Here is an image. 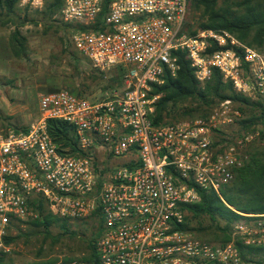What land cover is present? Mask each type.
I'll return each mask as SVG.
<instances>
[{
	"label": "built area",
	"instance_id": "obj_1",
	"mask_svg": "<svg viewBox=\"0 0 264 264\" xmlns=\"http://www.w3.org/2000/svg\"><path fill=\"white\" fill-rule=\"evenodd\" d=\"M45 3L19 0L34 10ZM189 10V0H62L57 19L75 26L73 49L119 80L92 98L41 94L37 121L0 131V249L40 200L70 223L93 222L92 248L59 264H247L235 238L264 245V213L236 220L225 243L178 229L183 204L229 184L258 131L231 130L240 114L229 99L206 118L155 122L153 86L175 76L174 51L186 52L201 83L217 70L237 92L264 98V51L227 30H195ZM49 118L73 128L74 153L51 138Z\"/></svg>",
	"mask_w": 264,
	"mask_h": 264
},
{
	"label": "trees",
	"instance_id": "obj_2",
	"mask_svg": "<svg viewBox=\"0 0 264 264\" xmlns=\"http://www.w3.org/2000/svg\"><path fill=\"white\" fill-rule=\"evenodd\" d=\"M229 1L231 4L228 0H223L224 3L220 5L221 0H189L196 10L201 11L202 20L198 22L197 27L227 30L243 43L264 51V0ZM18 3L19 0H0V17L4 15L9 17ZM61 4L62 0H46L41 10L35 11L42 14L45 19L53 21L52 17L58 12ZM106 10L107 4L98 16V23H101ZM9 21L6 18L1 20V24ZM13 23L16 26L9 36V45L13 55L21 56L24 54L26 37L21 34L19 27L24 22L15 23L13 21ZM58 27L64 28L66 32L75 28L74 25L63 22H60ZM78 27L83 28L81 25ZM174 54L177 56L179 65L175 76L167 74L161 84L153 86V93L158 95L153 115L155 122H174L172 118L177 120L183 116H188V119L206 118L214 106L229 99L239 111L240 116L237 122L241 130L246 131L251 128L254 130L258 124L264 126V98H251L237 92L232 83L224 80L217 70L212 72L209 80L201 83L195 76L194 68L186 52L176 50ZM118 80V74L110 75L107 83L102 85V89H106ZM187 101L191 105L184 106L183 111L177 113L179 112L178 107ZM178 115L181 117L178 118ZM46 125L51 138L67 148L68 153H74L76 136L73 128L64 121L52 118L47 119ZM26 128L27 125L12 126L14 130H26ZM199 194V201L183 204L186 215L178 224V229L192 232L211 242L225 243L232 240L231 225L233 222L243 217H253L264 213V144H260L249 152L244 164L236 170L233 180L219 193L213 190H199ZM36 209L37 216L27 222L43 233L45 238L50 237L52 241H55L59 236L72 237L78 234V231L70 228L71 223L66 218L47 210L41 200ZM192 219H197V226L190 224ZM221 222L224 224L222 225ZM52 226L59 229L58 234H51ZM15 238H17L16 235H6L5 245L14 241ZM85 240V249L92 248L94 235L91 234ZM234 241L247 264L264 263V245H247L240 238H235ZM5 255V250L0 249V264H15L7 262ZM75 258L65 257L62 262L65 263ZM56 262L57 259H52L49 263Z\"/></svg>",
	"mask_w": 264,
	"mask_h": 264
},
{
	"label": "rangeland",
	"instance_id": "obj_3",
	"mask_svg": "<svg viewBox=\"0 0 264 264\" xmlns=\"http://www.w3.org/2000/svg\"><path fill=\"white\" fill-rule=\"evenodd\" d=\"M223 3L221 0L220 5ZM228 3L231 4V1L228 0ZM6 18L10 21L1 24V20ZM57 18L56 13L52 17L53 21H50L34 9L25 8L19 3L9 17L6 15L0 17V89L8 99L10 106L16 109L14 114H6L0 109V131H8L13 125L29 124L23 121L20 116L21 112L24 116L32 114L36 118L38 99L41 94L67 89L92 98L103 91L102 85L107 83L110 76L102 75L73 49L67 39L65 29L58 27L60 22ZM189 18L194 24V29H199L197 25L202 20L201 11L196 10L191 3ZM13 21L15 23L24 22L19 27L21 34L26 37L24 54L21 56L10 55L11 52L7 54L11 50H9V45L7 46V41L16 26ZM190 105L188 101L180 105L177 113H181L184 106L189 107ZM188 118V116L177 120L172 118V121L189 120ZM254 128V130H251L252 128L246 131L241 130L238 122L231 127V130L238 134L258 131L257 136L248 145V152L264 144V126L258 124ZM30 219L18 223L10 231V235H16L17 238L6 245L5 260L7 262L52 264L49 262L57 259L55 264H59L65 257H77L85 251V239L91 233L92 221H86V224L71 223L70 228L78 231L77 235L59 236L52 241V238H45L43 233L33 228L27 222ZM190 222L191 225L197 226V219H192ZM221 224L224 223L221 222ZM50 232L56 235L59 229L52 226Z\"/></svg>",
	"mask_w": 264,
	"mask_h": 264
},
{
	"label": "crops",
	"instance_id": "obj_4",
	"mask_svg": "<svg viewBox=\"0 0 264 264\" xmlns=\"http://www.w3.org/2000/svg\"><path fill=\"white\" fill-rule=\"evenodd\" d=\"M8 45H9V39L7 41V46ZM9 50H10V45H9ZM10 52H11V50L8 51L7 54H9ZM11 54H12V52L10 53V55ZM0 109L2 111H4V113H6V114H14V112L16 110L12 106H10L8 99L6 98V96L4 95V93L1 92V89H0ZM20 116H22V119H23L24 122H26V123H33V122L37 121L39 119V117H40L39 108H38V114H37V117L36 118H34L32 114H29V115L24 116L22 112H21V115Z\"/></svg>",
	"mask_w": 264,
	"mask_h": 264
}]
</instances>
